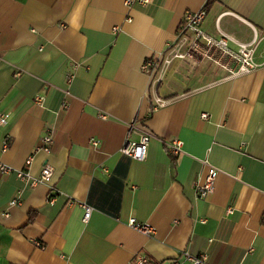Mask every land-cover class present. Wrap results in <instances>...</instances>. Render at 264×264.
<instances>
[{
    "label": "crops",
    "instance_id": "0c3cea01",
    "mask_svg": "<svg viewBox=\"0 0 264 264\" xmlns=\"http://www.w3.org/2000/svg\"><path fill=\"white\" fill-rule=\"evenodd\" d=\"M125 1L0 0V112L9 114L0 166L14 169L0 171V264H132L138 256L192 264L185 252L207 254V264H264V39L260 66L235 79L207 63L190 71L175 62L156 91L168 101L158 109L142 70L188 12L206 9L202 29L214 37L219 29L241 43L254 29L264 37V0H150L130 9ZM145 131V161L120 152L128 135L138 141ZM173 140L184 150L175 158L165 145ZM203 161L218 174L201 199ZM46 166L49 184L32 188L17 175L37 178ZM82 204L94 209L88 223ZM131 218L154 234L131 228Z\"/></svg>",
    "mask_w": 264,
    "mask_h": 264
},
{
    "label": "built area",
    "instance_id": "2783aa9c",
    "mask_svg": "<svg viewBox=\"0 0 264 264\" xmlns=\"http://www.w3.org/2000/svg\"><path fill=\"white\" fill-rule=\"evenodd\" d=\"M125 4L130 9L135 4L147 6L150 4V0H126ZM206 16V9L188 12L185 15L176 39L167 44L163 52L147 60L143 65L142 70L150 77V86L154 93V109L164 107L168 103V101L159 97L156 91L175 62L184 63L190 71L198 69L204 63L210 64L223 71L225 73V79H235L248 75L260 66L255 62L254 57L264 37L259 36L255 29L254 37L249 43H241L221 29H219V37L211 36L202 29ZM126 21L128 23L131 22V18H127ZM118 31V28L114 29V32ZM231 43L236 44L237 49L231 48ZM8 119V113L0 112V126L7 125ZM202 119L206 121L209 119V116L203 114ZM137 126L136 120L131 122L129 125V134L137 129ZM151 140L152 135L146 131L141 133L138 141H132L128 135L120 152L136 161H145ZM52 143L53 135L49 132L42 138L40 149L49 151ZM92 144L98 146L97 141H93ZM165 145L172 157H178L184 153L183 143L180 140L167 141ZM203 164L209 168V172L204 179H200L196 183L195 188L197 196L201 199L206 198L214 192L218 174L216 167L209 165L207 161H203ZM0 171L3 174H11L14 172V169L7 165H1ZM53 173V168L50 166H46L40 177L37 178L32 177L28 171H17L18 177L22 181L30 183L32 188L40 184H49L52 180ZM49 202L53 204L55 197H50ZM17 204H19L17 200L10 203L11 206ZM82 208L84 209L83 221L88 223L94 209L86 204H82ZM128 224L131 228L147 236L154 234V229L150 225L138 223L134 218H131ZM36 244L41 247V243L36 242ZM181 258L190 261L192 264H207L208 255L202 254L199 257H195L189 252H185ZM132 264H151V260L146 256H138ZM170 264L181 263L179 260L172 261Z\"/></svg>",
    "mask_w": 264,
    "mask_h": 264
},
{
    "label": "rangeland",
    "instance_id": "374dc122",
    "mask_svg": "<svg viewBox=\"0 0 264 264\" xmlns=\"http://www.w3.org/2000/svg\"><path fill=\"white\" fill-rule=\"evenodd\" d=\"M168 77H169V75L167 74L166 77H165V79H164V82L168 79Z\"/></svg>",
    "mask_w": 264,
    "mask_h": 264
},
{
    "label": "trees",
    "instance_id": "16d2710c",
    "mask_svg": "<svg viewBox=\"0 0 264 264\" xmlns=\"http://www.w3.org/2000/svg\"><path fill=\"white\" fill-rule=\"evenodd\" d=\"M173 158H175V157H173Z\"/></svg>",
    "mask_w": 264,
    "mask_h": 264
}]
</instances>
